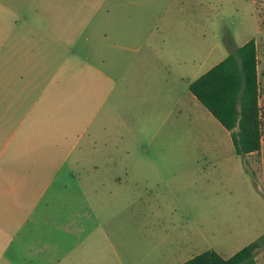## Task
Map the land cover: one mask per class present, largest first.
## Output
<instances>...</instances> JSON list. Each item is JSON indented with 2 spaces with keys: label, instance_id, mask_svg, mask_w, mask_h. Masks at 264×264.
Listing matches in <instances>:
<instances>
[{
  "label": "rangeland",
  "instance_id": "374dc122",
  "mask_svg": "<svg viewBox=\"0 0 264 264\" xmlns=\"http://www.w3.org/2000/svg\"><path fill=\"white\" fill-rule=\"evenodd\" d=\"M250 39L263 103L264 0H0V144L71 150L95 181L70 264L230 257L264 234V134L238 155L189 90Z\"/></svg>",
  "mask_w": 264,
  "mask_h": 264
},
{
  "label": "crops",
  "instance_id": "0c3cea01",
  "mask_svg": "<svg viewBox=\"0 0 264 264\" xmlns=\"http://www.w3.org/2000/svg\"><path fill=\"white\" fill-rule=\"evenodd\" d=\"M32 143L0 144V264H70L77 232L91 231L81 203L94 180L77 176L71 150Z\"/></svg>",
  "mask_w": 264,
  "mask_h": 264
},
{
  "label": "trees",
  "instance_id": "16d2710c",
  "mask_svg": "<svg viewBox=\"0 0 264 264\" xmlns=\"http://www.w3.org/2000/svg\"><path fill=\"white\" fill-rule=\"evenodd\" d=\"M190 91L229 131L240 156L259 152L264 134L258 46L250 39L189 83ZM264 234L230 257L205 250L181 264H260Z\"/></svg>",
  "mask_w": 264,
  "mask_h": 264
}]
</instances>
